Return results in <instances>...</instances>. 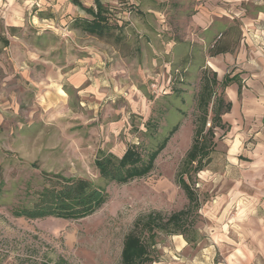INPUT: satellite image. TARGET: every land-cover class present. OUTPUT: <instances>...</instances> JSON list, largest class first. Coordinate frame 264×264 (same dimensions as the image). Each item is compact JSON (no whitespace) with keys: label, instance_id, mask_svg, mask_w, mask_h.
<instances>
[{"label":"rangeland","instance_id":"obj_1","mask_svg":"<svg viewBox=\"0 0 264 264\" xmlns=\"http://www.w3.org/2000/svg\"><path fill=\"white\" fill-rule=\"evenodd\" d=\"M257 1L102 0L122 25L106 40L74 26L89 15L70 0H0V264H121L136 218L187 203L175 173L192 140L200 68L214 70L208 45L232 19L241 35L229 54L237 53ZM256 50L264 54V44ZM224 54L219 79L238 67ZM222 117L230 130L217 132L212 162L193 184L201 202L194 240L166 232L150 240L136 229L148 243L145 264H264V114L262 124L240 109ZM176 123L149 174L127 183L98 175V150L151 148ZM41 170L87 178L107 200L77 220L12 216L11 206L44 185Z\"/></svg>","mask_w":264,"mask_h":264},{"label":"trees","instance_id":"obj_2","mask_svg":"<svg viewBox=\"0 0 264 264\" xmlns=\"http://www.w3.org/2000/svg\"><path fill=\"white\" fill-rule=\"evenodd\" d=\"M82 8L89 17H76L74 26L83 32L108 40L115 29L120 30L122 25H118L116 20L112 19L113 10L110 6L104 5L101 0H93V5L82 6ZM232 22L234 24L218 31L217 36L208 45V56L230 53L237 48L241 28L235 23V19H232ZM14 28V26H9V29ZM233 33L236 36L233 37V41H230ZM1 39L3 45L7 46L8 40L4 37ZM233 83L240 86L237 74L226 73L219 79L215 71L202 64L199 74V89L195 96L196 112L193 118L192 140L175 173V181L185 194L187 203L168 216L152 211L136 218L133 223L134 230L128 232L123 239L121 264H145L149 260L148 243L144 242L141 236L135 232L136 229L146 231L150 240H153L158 232L182 235L188 242L194 240L189 236L193 225L191 219L197 215L201 202L193 184L197 174L207 169L212 162L217 141L221 137V135L217 136V132L221 131L223 135L229 129L222 118L223 114L231 108V102L225 97L224 90ZM178 125V123L174 124L166 135L151 148L129 144L121 155L98 150L93 160L98 175L107 181L117 183H127L146 176L154 169L158 154L166 146ZM146 129L153 133L156 125L147 122ZM31 166L38 168L36 163H32ZM40 173L44 185L29 193L31 199L27 204L11 206L12 216L27 219L55 217L77 220L91 215L107 200L108 194L105 188L96 185L87 178L64 176L61 173L44 170H41Z\"/></svg>","mask_w":264,"mask_h":264},{"label":"crops","instance_id":"obj_3","mask_svg":"<svg viewBox=\"0 0 264 264\" xmlns=\"http://www.w3.org/2000/svg\"><path fill=\"white\" fill-rule=\"evenodd\" d=\"M76 1L70 0V8L85 12L82 6L88 7L92 5H86L82 0ZM11 23L20 25L22 21L20 19L19 21L13 20ZM242 32L241 44L237 53L234 55L225 53L221 57L222 59L225 58L228 64L238 66L235 69V74L238 75L240 80V86L233 83L226 87L231 108L225 114L227 115L232 112L235 115L238 109H240L246 118L252 119L258 117L259 123L262 124L264 114V54L257 51L256 48L259 43L264 44V0L255 2L254 9L243 17ZM218 59L219 56H216L207 60V65L214 69L213 71L217 73V76L218 67L216 63H218ZM224 74L225 72L223 71L221 78ZM239 97H241V107L237 103L235 104L236 99ZM223 121L229 126L228 130H230L229 122L224 119Z\"/></svg>","mask_w":264,"mask_h":264}]
</instances>
